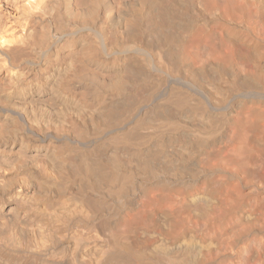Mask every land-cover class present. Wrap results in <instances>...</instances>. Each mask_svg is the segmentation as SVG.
I'll return each mask as SVG.
<instances>
[{"label":"bare ground","instance_id":"1","mask_svg":"<svg viewBox=\"0 0 264 264\" xmlns=\"http://www.w3.org/2000/svg\"><path fill=\"white\" fill-rule=\"evenodd\" d=\"M0 264H264V0H0Z\"/></svg>","mask_w":264,"mask_h":264}]
</instances>
